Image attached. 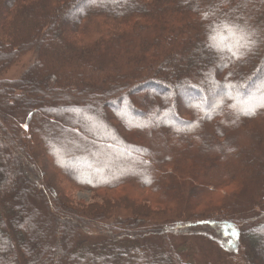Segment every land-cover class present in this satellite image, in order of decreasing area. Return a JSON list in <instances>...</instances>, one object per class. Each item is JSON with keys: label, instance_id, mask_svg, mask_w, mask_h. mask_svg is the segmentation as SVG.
I'll return each instance as SVG.
<instances>
[{"label": "trees", "instance_id": "16d2710c", "mask_svg": "<svg viewBox=\"0 0 264 264\" xmlns=\"http://www.w3.org/2000/svg\"><path fill=\"white\" fill-rule=\"evenodd\" d=\"M30 52L21 78L3 79ZM261 71L264 0H0V264H194L163 230H144L165 218L207 233L242 264H264V107L249 96ZM31 73L39 82L24 87ZM194 83L212 105L179 108L175 96ZM223 150L240 160L234 170L216 156ZM17 173L39 204L44 185L117 195L87 217L66 198L47 204L59 227L113 212L124 221L101 242L69 245L61 230L53 251L37 254ZM223 184L236 190L217 200Z\"/></svg>", "mask_w": 264, "mask_h": 264}, {"label": "rangeland", "instance_id": "374dc122", "mask_svg": "<svg viewBox=\"0 0 264 264\" xmlns=\"http://www.w3.org/2000/svg\"><path fill=\"white\" fill-rule=\"evenodd\" d=\"M35 58L36 55L33 52H30L25 56H22L12 67H10L4 73V75L2 76L3 79L17 80L21 78L24 72L35 62ZM261 73H260L261 75H259L257 80L259 84H257L256 82L255 85L250 86L249 88V96H252L255 102L257 101L256 102L257 105L260 104L262 100L257 99L259 95L256 97L255 95L256 93H259L260 91L264 90V73L263 71H261ZM31 77H32V73L29 76V78L28 77L24 78L25 80L24 87L25 86L30 87L32 86L33 83L39 82L38 77L34 78L35 81L34 79L30 80ZM166 85L167 88L169 89L171 88L170 83ZM187 85H189V83ZM188 88L192 90L189 91L190 92V94L188 93L189 96L188 95H182L181 97L179 95L178 97L175 96L174 100L177 101V105H179V108H183L185 105L194 103L196 101L197 102L204 101L205 103L207 102L209 106L212 105L209 99V95H207V93H205V91L202 88H199L196 83H194V86ZM9 100H11V97H9ZM19 113L20 112L16 113L12 117L17 116L16 118H18L20 116ZM0 117H2L1 109H0ZM12 117H10L11 121H9V124L6 125L8 129L12 123L13 124L16 123V121H14ZM18 121L17 123H19ZM10 132L12 133V135L16 134L15 129H12V131ZM245 135L244 138L248 140V136L246 135L247 137H245ZM218 141L223 143V140L220 138H218ZM225 155L226 154L224 150L220 151L219 154L216 155L219 156L220 158L223 157L226 160L225 162L227 164H224V166L228 165L230 169L234 170L241 163L239 159L238 161L232 159L231 157L230 158L227 157L226 159ZM2 166L3 164L0 163V168H2ZM81 167L83 168V171H89L90 169L88 166H81ZM18 172L20 171L18 170ZM17 174L18 175L16 176L15 179L18 185L21 186L22 188H19L18 193H14L16 194L15 197L18 198V201L21 203H22V198H24L23 200H25V202H28L29 206L31 207V208L24 207V211L22 212L18 211V213L19 216H21V218L24 219V222L33 225V230L36 231V233H34L33 231V233L29 234L27 240L28 242H31L30 245L37 254L42 253V251L51 253L53 251L52 248L54 242L58 239V237H60L59 235L61 230H64L65 234L67 235L71 234L68 240L69 245H71V243L73 242L76 243L77 241H79V239H82V241H86V242H99V241L101 242L104 239H108L112 237L111 233H113V230L117 228L118 224H121V222L124 221L123 218L121 219V217H119L120 215L118 213L113 212L111 213L112 215L108 214L103 217L96 216V217L85 218V220H83V223L78 227L77 226L73 227L70 224L67 225L63 224L62 227L61 226L59 227L57 222L54 221L53 218V215H55V213H53L54 209L52 208L49 211V209L46 207L47 204L50 205V203H52L53 205L54 204L56 205V202L59 201L63 202L65 201L64 198H66L67 201L72 203V205L77 210L83 213V217H87L89 215L85 213L84 210L93 208L94 206L95 207L98 206V208H94L93 211H95V209L105 210L103 208V205H105L104 198L107 197V199L109 200H115L113 198H115L117 195L114 196V194H112L114 192H111L109 193L111 195L104 196L102 193H97V192L95 193L93 190H87L78 187H68V189L66 188V192L62 188L56 191L54 189L49 190L44 185L43 186L44 188H39L40 195L38 196L39 198L45 196L46 199H44L45 201L43 203L39 204L40 202L38 203L37 200H35L36 202L30 201V198L34 197L36 193L34 194L31 191H26L23 175L21 173H17ZM230 179L226 180L225 182L230 181ZM208 180L214 184L217 182L221 183L224 180V176H222V174L213 175V176L211 175V177ZM185 181L186 183L187 181L190 182L189 180H185ZM225 184L218 186V189L215 191L217 200L225 197L226 195H229L230 193L236 190L235 186L231 188L229 184L227 185ZM44 204L46 209L44 208ZM214 206H217V203H215ZM153 210L158 212V210L161 209H153ZM107 211L109 212V210ZM258 211H260V209H258ZM171 215L172 213H168L163 217H170ZM228 218L231 219V222L234 221V223L241 219L239 216H230ZM228 218L226 219L229 220ZM175 224L171 222L169 218H165L155 222H145L143 228L145 231L147 229H152V228L157 229V231L163 230L164 234L166 233V235L169 236V238L171 237V242L175 247L176 252L177 253L179 252L183 260L188 263L193 262L194 264H242L240 257H238V255H235V252L229 251L231 249H229L228 246L226 248L222 242H217V240L214 241L213 238L210 237L207 233H200L196 231L187 233L186 231H180V229L174 228ZM24 230L27 233L26 229ZM147 233L148 236H151L149 231ZM152 236H154V234ZM225 238L223 239L225 240ZM248 238L251 241V243H256L261 238V234L255 233L254 235ZM48 245H50L51 249L46 247ZM44 247L47 248L46 251L43 250ZM125 247L126 246L124 245L123 248Z\"/></svg>", "mask_w": 264, "mask_h": 264}, {"label": "snow or ice", "instance_id": "6c2138e0", "mask_svg": "<svg viewBox=\"0 0 264 264\" xmlns=\"http://www.w3.org/2000/svg\"><path fill=\"white\" fill-rule=\"evenodd\" d=\"M94 2V0H93ZM214 15V13H213ZM205 18H208V14L205 15ZM260 107H264V99H262L260 105ZM240 111L243 112L244 114H249V113H254L255 111V108L254 107H251V106H244V107H241L240 108ZM178 131L179 130H182V129H177Z\"/></svg>", "mask_w": 264, "mask_h": 264}]
</instances>
